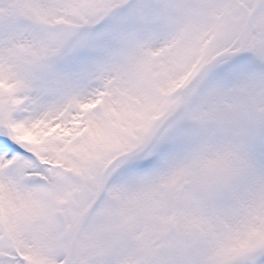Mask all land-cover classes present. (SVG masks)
<instances>
[{
	"label": "rangeland",
	"instance_id": "374dc122",
	"mask_svg": "<svg viewBox=\"0 0 264 264\" xmlns=\"http://www.w3.org/2000/svg\"><path fill=\"white\" fill-rule=\"evenodd\" d=\"M254 3L0 0V133L28 153L0 155V264H62L104 167L239 46ZM254 27L245 59L214 66L152 146L119 161L71 264H230L264 251V8Z\"/></svg>",
	"mask_w": 264,
	"mask_h": 264
},
{
	"label": "water",
	"instance_id": "95a60500",
	"mask_svg": "<svg viewBox=\"0 0 264 264\" xmlns=\"http://www.w3.org/2000/svg\"><path fill=\"white\" fill-rule=\"evenodd\" d=\"M264 7V0H256L255 4L251 10V12L248 14V16L245 19L243 29H242V34H241V39H240V44L239 46L231 51H226L223 52L214 58H212L207 64L201 67V69L198 71V73L194 76V78L189 82V84L183 88V90L178 94V99H177V104L175 109L172 111L171 114H169L165 119H163L159 125L155 128V130L152 132V134L148 137V139L137 149L134 151L124 154L121 156L116 157L113 159L110 163L107 164V166L104 168L102 173L99 176L98 180V185L96 188V193L93 195V199L89 206L82 212L80 213L79 217L75 221L73 227H72V232H71V237L70 241L67 245V251L64 256V261L63 264H70V259L73 257V252H74V246L75 242L77 239V236L87 220V218L90 216V214L93 212V210L96 208L98 202L100 201L106 180L111 173L117 166H119L121 163V160H129L133 158L139 157L144 151H146L150 145L153 143V141L156 139L158 134L162 131V129L169 123L171 122L182 110L185 96L189 92V90L194 86V84L208 71L210 70L216 63L219 61L228 59V58H233L238 55L243 54L246 51L247 44L249 43V40L252 36V34L255 32L254 30V23L255 20L258 17L259 12L261 9ZM120 161V162H119ZM264 258V252L261 250L255 251L246 258L245 264H251L252 262L256 260H260ZM232 264H240V263H232Z\"/></svg>",
	"mask_w": 264,
	"mask_h": 264
},
{
	"label": "snow or ice",
	"instance_id": "6c2138e0",
	"mask_svg": "<svg viewBox=\"0 0 264 264\" xmlns=\"http://www.w3.org/2000/svg\"><path fill=\"white\" fill-rule=\"evenodd\" d=\"M15 154L28 155L23 148L8 138L7 135L0 133V155L11 158Z\"/></svg>",
	"mask_w": 264,
	"mask_h": 264
}]
</instances>
